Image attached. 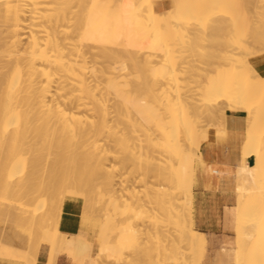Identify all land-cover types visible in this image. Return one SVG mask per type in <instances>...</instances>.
I'll list each match as a JSON object with an SVG mask.
<instances>
[{
    "label": "bare ground",
    "instance_id": "6f19581e",
    "mask_svg": "<svg viewBox=\"0 0 264 264\" xmlns=\"http://www.w3.org/2000/svg\"><path fill=\"white\" fill-rule=\"evenodd\" d=\"M102 1L0 0V20L5 19L9 23L6 29L0 26L3 29L0 30V33L5 30V34L7 31V35H0V39L5 36L2 38L3 42H0L2 47L0 48L2 50V55L0 54V131L2 134L0 133V135L3 138L1 140L5 142L6 140L4 139H8L7 141H10V143L13 141L12 146L8 144L10 148L12 147V150L16 143V147L19 149L18 154L13 153V155L17 154L16 156L14 155L13 157L12 155L16 164L14 165L11 160L14 167L16 166V171L12 173V177L17 176V173L24 167L28 169V173L22 181H17V184L16 180H14L12 183L14 182V185H16L14 187L15 190L20 186L29 189L26 192L29 193V197H27L30 205H28L29 207L31 206V209L33 208L29 214L31 222L34 225H39L38 228L41 226V229H44L43 226H45V229H47L51 227L50 223L53 224V221L50 222L51 219L56 221V224L54 221V228V224L51 227L55 237L42 239L51 248L49 264L55 263L57 254L63 251L68 253V256H73L77 260H75L77 264H84L86 261L89 264H98L99 258L108 253H112L115 256L120 255L117 251L118 246L126 245L131 243V241H135L134 243H137L138 246L143 240L138 232L143 227V224L139 230L137 229L138 231L131 225L128 228L126 224L128 232L133 234H129V236L134 238L128 237V232L123 233V235L119 232L121 237L118 234L120 238L116 241L114 240L115 243H112L110 235L104 231L106 224L111 225L113 228V225L117 226L116 224L121 226L120 222H123L126 217L123 218L124 220L119 218V222L117 216L121 212L118 215L116 214V216L114 215L119 210H123L124 214L132 212L135 217L142 219L145 215H151L155 218L157 215L160 216L157 218L159 221L161 220L160 222H153L157 232L153 231L155 235L152 234L155 239H159L162 233L168 232L170 229L176 231L173 237V231L170 234L171 237L167 234L172 247H170V250L168 249L171 252V255H168L171 256L170 260H175L173 264H197L195 261L191 262L194 257L189 260L190 256L188 255V257L187 254L190 244L193 242L200 244L201 239L198 232L192 228L189 229L188 208L185 206V201L189 200L191 195L194 197L192 187H194L196 177L193 167L195 159L199 157V161L203 162V140L201 139L203 137H201L202 134L200 136V130L202 133L206 129V124L205 126L203 125V119L206 117L208 120L211 118L219 121L218 117L224 114L226 110L244 111L248 114L246 119L248 131L244 156L246 158L249 156L256 158V166L253 168H240L239 179L237 177V182H239L237 184L238 206L234 213H236L238 241L244 242V228H247L248 231L245 234L249 238L255 236L264 237V206L261 207L262 219L256 218L258 216L257 211H260L259 205L264 203L263 199H261L263 203H260L259 207L256 208L257 211L255 212L254 210L250 213L249 216L252 217L247 219V223L244 217L245 210L248 208V201L251 199L249 196L254 195L255 191L258 192V189L261 192L264 191L261 190V187L262 189L264 187V185L261 186L264 184V79L260 77L258 71L250 63L252 57L264 53V22L257 20L261 16L263 18L264 14L260 13L259 16L262 15L257 18L259 12H255L256 9L264 8L262 4L259 7V4L264 2V0H244L246 1L245 4L243 0H194L195 4L191 6L195 11L193 10L194 12H190V14L185 13L187 14L186 21L191 19V23L184 22L182 15L176 11L177 19H180L179 17L181 16L180 20L182 21L179 20V24L177 20H173L177 23L169 21L171 22V27L177 24L176 28H172L179 34L175 33V35L187 39H194L196 36L200 37V35L202 37L205 36V40H207L206 37H211L209 40H212L214 44L213 46L209 45L216 48L208 46L213 50L218 48L214 46L216 45L215 43L218 42V46H220V39L225 41L228 38L225 42H229L233 46V49L228 50V47L226 46L225 49L224 46L227 44L229 46L230 44L227 43L223 46V43L221 45L223 50H221V47L218 48L220 50L219 55V52H217L219 50L215 52V50L213 51L210 48L211 51L205 45L206 48L203 47V51L205 52L206 49L207 52L211 51V54L208 53L211 57L207 61L204 56V60L207 62L204 61V66L197 64L199 67L197 69L196 62L193 60L195 58V53L192 52L194 49L190 50L193 47L189 49L192 55L189 54L188 45L190 42L187 41L189 44H185V46L187 45V50H185L186 47L181 45L183 44L182 39L180 40V37H175L177 38L176 40L173 38L174 43H176L172 45V42L171 45L172 47L174 46L173 49H177H171V53L173 54L174 51L179 50L180 52H178L181 54L180 56L177 55L179 57V59L177 58L178 63H176L177 70L174 71H178L176 72L178 73L177 79H175L176 73H173L175 78L170 74L174 69L172 71L168 70L170 68L169 63L172 62L171 59L176 57V55L174 56L175 52L173 55L168 52L170 54L169 59L171 56L173 58L170 59L171 62H168L169 59H165V61L168 60L167 67L162 59L163 55H167V52L163 54L160 51L163 54L161 56L162 63H165L162 65L166 66L168 73L165 67L161 68L162 65H158L157 58L155 59L157 64L154 63L152 65L155 62L154 51H152L153 46L150 45L149 41H144V34L142 36L139 33V35L136 34L137 25L144 26L145 24L146 29L150 27L153 29L152 31H155L157 29H154L156 24H161L160 20L162 21V19L160 18H163V21L169 25L168 19L164 20V18L168 17L167 15L174 8L159 13L154 0H148L147 5V1L143 0L145 6H143L141 0H120V2L118 1L120 4L117 0H109L118 5L116 8L113 6L114 11H109L111 12L109 15L105 10L107 9L105 8L107 3L104 6ZM179 1H175V4H178L176 5L177 7L180 4V6H183V3H187L186 0H181L182 3ZM90 2H93V4ZM190 2L187 3L188 6H190ZM248 2L252 3L255 9L247 10L250 9L247 6L249 5ZM240 3L242 5L247 4L245 8L242 7L244 10L242 8L241 10H246L247 14L249 12L254 13L253 20L256 21L252 20V23H256L251 27V34H248L250 36L248 40H245L247 39L246 37L243 39V35H240L242 41L239 42V37L234 36L237 30L231 27H235V23L239 20L235 18L238 16V5ZM186 12L189 13V11ZM250 13L247 16H250ZM134 14L137 18L132 17ZM177 15L180 16L178 17ZM255 15L257 19H255ZM141 16H144V18L141 19ZM140 19L145 22L138 24ZM246 22L249 23L251 20L247 19ZM163 23L159 27L163 28L166 34L168 28H165ZM239 23L238 21L236 28L241 31L244 27L241 28L239 26L244 24L243 22ZM157 30L155 31L157 37L153 38L155 42L159 40L157 32L162 33L161 30ZM152 31L150 32L152 33ZM143 33L147 35L149 32L145 31ZM161 33L159 35L160 40L163 37ZM169 33L171 32H167L166 35ZM221 34L222 38L220 37ZM148 35L150 36V33ZM148 35L145 37L149 38ZM214 35H218V38L215 36L216 40L213 39ZM228 35L231 36L232 42H230V36ZM138 36L140 37L139 39ZM224 36L225 39H223ZM166 39L168 40V38ZM178 39L181 42L179 49L177 44L180 42ZM187 39L183 41L186 43L185 40ZM148 40H151V38ZM160 42L163 44L162 40ZM160 42L158 41L156 44L158 45ZM165 42L167 43L164 40ZM148 43L151 46L149 49H152L150 52H153V54L148 51ZM151 44L154 43L151 42ZM202 44H206V42ZM162 46L164 47V44ZM180 46L186 53L183 52L184 54H182L183 50H180ZM144 47H147V50ZM234 47L237 52H233L235 50ZM141 48L148 51V53L144 50L142 51ZM134 49H141V51L139 50L140 53L139 51L134 53ZM166 50L168 51V48ZM164 51L162 50V52ZM203 51L201 56L204 54ZM216 53L217 56L215 55ZM167 56L163 58H167ZM214 59L215 61H213ZM197 60H200L199 57ZM219 64L227 65L226 67L230 66V73L228 72L229 74L227 75L222 69L217 70L218 68L220 69V66H217ZM151 65L153 67L157 65L154 68H156L155 70L158 69L159 74L156 71L154 72L159 75L158 78L160 77V79L156 77V74L155 76L153 75L154 68ZM214 65L218 67L217 69L215 68L214 72L217 70L216 73H212L214 68L210 71V66L213 67ZM158 66H160V70ZM145 68L146 72H144ZM161 69L166 71L162 72ZM199 69L203 73H206L207 70V72H211L209 73V77H211L208 80L205 79L204 87L202 85L204 81H200L199 78L207 76L203 73L202 76ZM141 70H144V78L148 81L150 78L147 79L146 76L150 77L149 75H152V82L140 81H146L142 79L143 73L140 74ZM150 70L152 72H149ZM159 71L163 73V76H160L161 73ZM166 74L173 77H171L173 85L176 80L179 82L175 84L177 87L172 84L168 85V81L170 80L171 82V78L168 80ZM162 79L167 80L164 85L162 82L165 81ZM157 80L162 81L157 84L160 85L159 83H161L160 86H165L164 90L161 87L158 88L159 86L157 87ZM153 82L154 84H152ZM197 83H199L198 87H203L199 92H197L198 89L196 87H193V84ZM154 85L157 88H154ZM168 87H173L171 92L172 94L175 93L174 96L171 95ZM160 89L162 90L161 92H159ZM157 93L165 95L161 96L164 98L163 100L160 97L162 101H166L165 103L160 102L158 97L160 95ZM155 94L158 95L157 98H155ZM198 95L200 97L206 95L203 101L209 99V103L208 101L206 103L200 101L203 97L201 99L198 98L200 100L197 101L196 96L198 97ZM157 101L161 104L157 103ZM155 103H157V106H155ZM162 104L165 106L164 109H162ZM158 105L162 106L160 111L165 110V114L157 110ZM222 105L226 108L220 109L219 106L223 107ZM155 111L162 113V116L165 115L166 119L164 117V120H162L161 115L160 117L156 116ZM205 122L208 121L205 120ZM210 123L209 125H212L213 121ZM209 127L207 128L209 129ZM206 132L210 136H207L206 133H203V136L208 139L209 143L213 138L211 136L213 133L212 131ZM218 136L220 137V135ZM197 139L198 142L195 141ZM199 139L202 140V144ZM15 149L13 152H15ZM210 152H212L211 149ZM113 161L122 163V170L119 169L118 173L116 169V171L114 170L115 167H112ZM242 162L243 164L245 163L244 161ZM110 163L111 165H109ZM188 172L192 175L191 177L189 176L191 178L190 182L187 180ZM2 183H0V189ZM139 185L140 187L142 186V189L138 187ZM61 195L67 200L82 201L84 211L93 217L102 214L101 216L104 219L101 218L103 219L101 222H104L101 224L105 226L104 228L102 227L98 236V251L95 256L93 255L94 243L86 237L83 231L79 235L70 238L60 232ZM27 197H24L26 198L25 200H27ZM258 198L262 197L258 195ZM94 201L105 203L103 205L106 206L99 208L97 205L98 209L95 207ZM37 202L38 204L33 205ZM43 205H45L43 210H39V208L42 209ZM105 209H109V212L111 209V212L113 211L114 213H110L111 215L108 214V211H106L107 214L102 213L105 212ZM100 215L99 217H101ZM114 218H117V223ZM171 225L173 226L172 228L170 227ZM34 228L35 230L37 229L35 226ZM148 228L145 229L148 230ZM149 229L152 232V228ZM125 230L126 228L124 227L123 231L125 232ZM31 232H34V230L32 229ZM141 232L143 233V231ZM33 234L34 236L36 235V233ZM143 235L145 234L143 233ZM160 240L163 242L161 238ZM263 241L262 239V243ZM143 242L145 243V241ZM143 242L139 245H143ZM158 242L160 241L158 240ZM262 243L260 242L259 244L262 246ZM38 245L40 244L38 243ZM180 249L181 251L179 252ZM256 250L255 253L253 252V258L251 253L249 255L251 257L249 259L250 264H264V247L260 248V251L257 250L256 252ZM235 251L236 249H222V260L231 256ZM179 254L186 257H183L184 260L182 258L180 263L177 262V260H181L179 258L181 255ZM178 255L179 259L177 258Z\"/></svg>",
    "mask_w": 264,
    "mask_h": 264
},
{
    "label": "rangeland",
    "instance_id": "374dc122",
    "mask_svg": "<svg viewBox=\"0 0 264 264\" xmlns=\"http://www.w3.org/2000/svg\"><path fill=\"white\" fill-rule=\"evenodd\" d=\"M90 1V0H89ZM93 1V0H92ZM107 0H103L102 1V3L104 4V6H106V3H107V6H109V7H105V8H107V9H105L106 10V12L110 15L111 14V12H109V11H114L113 9V6L116 8L118 5H117V3H113V2H110L109 0H108V2H110V3H108V2H106ZM111 1H115V0H111ZM120 2V0H117V2ZM123 1V0H122ZM121 1V2H122ZM147 1V2H146ZM155 1V0H154ZM176 0H174V9H173V11L170 13V14H168L167 16L168 17H166V18H164V20L166 19H168V22L169 21H173V20H177V22L182 18V20H184V22H188V23H191L190 22V20L189 21H186L187 20V14H190V12L191 13H193L195 10H194V8H192V6L191 5H194L195 4V2H193L194 0H186L187 1V3L188 2H190V1H192V2H190L189 3V5L190 6H188V4L185 2V3H183V6H180L181 4L180 3H182V1L180 2L179 0V6L177 7L176 5H178V4H175L176 2H175ZM196 1H198V0H196ZM246 1H249V0H246ZM246 1H244L243 0V2H244V4L246 3ZM118 2V3H119ZM145 2H146V5L148 4V0H145ZM90 3H92L93 4V2H90ZM111 3H113V4H111ZM141 3L143 4V6H145V4H144V1L143 0H141ZM192 3V4H191ZM249 3V2H248ZM109 4V5H108ZM110 4H111V6H110ZM120 4V3H119ZM242 5V3H240L239 5H238V16H240L239 18H238V16H237V18H235L236 20L237 19H239V20H237V22L235 23V27H231L232 29L234 28V29H236L237 30V32L235 33V37L237 36V38L239 37V42L240 41H242V38H241V36L240 35H243L242 37H243V39H245L244 37H246L247 39H245V40H248V38L250 37L248 34H251V27H253L252 25L254 24V23H256V22H253L252 23V20H253V16H254V13H250L249 11V13H250V16H247V15H249V13L247 14V12H246V10L245 11H242L241 10V8L242 7H246V5ZM262 4V6H264V2H262V3H260L259 4V7H260V5ZM186 5V6H185ZM250 9H247V10H251V9H255L254 8V6H253V4L252 3H249V5H247ZM184 8V9H182V8ZM247 7V8H248ZM112 10H111V9ZM186 8V9H185ZM190 8V9H189ZM244 8H242L243 10H244ZM262 9H256V11L255 12H259L258 13V15H257V13H255L256 15H257V18L258 17H260L262 14H264V8L263 7H261ZM175 10V11H174ZM191 10V11H190ZM194 10V11H193ZM240 10H241V12H240ZM261 10V11H260ZM176 11H178V13L180 14V15H182V17L180 16H178L180 19H177V17H176V15H175V12ZM186 11H189V13L188 12H186ZM253 11V10H252ZM251 11V12H252ZM174 12V13H173ZM246 12V13H245ZM185 13H187V14H185ZM260 13H262L260 16H259V14ZM176 14H177V12H176ZM253 14V15H252ZM144 15V14H143ZM171 15V16H170ZM251 15H252V17H251ZM256 15H255V19H257L256 18ZM136 15L134 14V16H132L133 18L135 17ZM139 16V15H138ZM144 16H146V15H144ZM144 16L141 18V19H143L144 18ZM264 16V15H263ZM186 17V19H184ZM190 17V16H189ZM135 18H137V17H135ZM172 18H174V19H172ZM140 19V20H141ZM160 19H162V21L160 20V23L162 24L163 22H165V21H163V18H160ZM172 19V20H171ZM246 19V20H245ZM247 19L248 20H251V22H249V23H247L246 21H247ZM264 17L262 18V16H261V18H259V19H257V20H261V22L263 21L264 22ZM138 21V24H140V22H142L143 23V21L144 20H141V21ZM145 20H147V19H145ZM182 20H180V21H182ZM242 20H245V21H242ZM238 21L240 22V23H242L243 22V26H241V24H240V26L239 27H244V28H242L243 30H245L244 32H243V30H241L240 31V29H238V28H236L237 27V24H238ZM253 21H256V20H253ZM145 22V21H144ZM174 23H177V22H175V21H173ZM172 22V23H173ZM193 22V21H192ZM171 22H169V25H168V23L167 22H165V23H163V26H164V24H165V28H168V31H166V34H167V32H171V33H169L168 35H166L165 34V32H164V30H163V28H161V27H159L160 25H158V24H156V27L154 28V29H158V30H161L162 31V33L161 32H159L157 29V35H158V39H156V40H158L159 42L162 40L163 41V44H164V47H166V48H164L162 45V42H160L158 45L156 44V43H158V41H156L155 42V39H153V38H156L157 36L155 35L156 34V30L155 31H152L153 29L152 28H148L147 27V29H146V25L144 24V26L143 25H137L136 27H138V29L136 28V34L137 35H139V34H141V36L143 35V39H144V41L146 42H148L149 41V43H150V45L151 46H153L152 48H153V50L152 49H149V48H151V46L149 45V43H148V51L150 52L151 50L152 51H154V61L155 62H153L152 63V65L154 64V63H156L157 61H158V65H162L164 62L166 63H164L165 65H167V63L168 62H171V60H172V62L171 63H169L170 64V68H168V70L170 71H172L173 69V72H170V74L174 77V75H173V73H176V72H178V71H176V72H174L175 70H177V64L176 63H178V59H179V57L177 56V55H181V54H179V50H176L177 51V53H176V51H174L175 52V54H174V52H173V54H174V56L176 55V57L175 58H173L172 56L170 57V59L171 58H173V59H169V55L170 54H168V52L169 53H171L172 52V50H175V49H177V48H174L173 49V47H172V45H174L175 43H174V41H173V38L176 40L177 38H175V37H180L179 39L181 40L182 39V42H183V44H181V42H180V40H179V44H177L178 45V49H179V45L181 44V45H183L184 47H186V49L185 50H187V45L189 44L188 42H190V44L188 45L189 46V48H188V50L190 49V47H193V48H191L190 50H192V49H194L192 52L193 53H195L194 54V57L196 58H192L193 60H194V62H196V68L198 69L199 67L197 66V64L199 65V66H204V63L205 62H207L209 59H210V52L213 50L212 48H216V47H212L213 46V44H214V42H212V40H209V38H211V37H206V39L207 40H205V36H201L200 35V37L199 36H196L194 39L192 38V39H187V38H184V37H182V36H177V35H175V33H177L176 31H174V30H172V28H176L177 27V24H174L175 26H173V27H171V24H170ZM247 23V24H246ZM257 23H260V22H257ZM9 23L8 22H6V20L5 19H1L0 20V26L3 28V29H6L7 28V25H8ZM172 24V25H173ZM178 24H179V22H178ZM246 24V25H245ZM261 24V23H260ZM248 25H250V26H248ZM261 25H263V24H261ZM141 28H140V27ZM166 26H168V27H166ZM255 26V25H254ZM0 27V28H1ZM264 27V26H263ZM0 29V30H3V29ZM170 28H171V30H170ZM143 29H145V30H143ZM150 29V30H149ZM248 29V30H247ZM147 30H149V31H147ZM165 30H167V29H165ZM5 31V30H4ZM4 31L3 32H1L0 33V35H7V31L5 32V34H4ZM149 32L150 33V36L148 35V37L149 38H147V37H145V36H147V35H145V33H143V32ZM150 31H152V33L150 32ZM172 31H173V33H172ZM142 32V33H141ZM154 32V33H153ZM248 32V33H247ZM139 33V34H138ZM160 33L161 34H163V37L161 38V40H160ZM233 33V32H232ZM231 33V34H232ZM155 35V37H153L154 35ZM175 36H174V35ZM178 34V33H177ZM248 35V37H247V35ZM164 35H166V36H164ZM172 35V36H171ZM179 35V34H178ZM171 38H170V37ZM206 36H208V35H206ZM210 36H212V35H210ZM215 36H217V38H218V35H214L212 38L214 39V40H216L217 38L215 37ZM228 36H230V35H228ZM5 36H2V38H4ZM200 39H198V38ZM220 37L222 38V34L220 35ZM233 37V36H232ZM2 38L0 39V42L2 43L3 42V40H2ZM140 37L138 36V39H139ZM145 38H146V40H145ZM151 38V40H148V39H150ZM164 38V39H163ZM166 38H168V40L166 39ZM197 38V39H196ZM226 38H227V36H226ZM231 38V36L229 37V39ZM141 39H142V37H141ZM140 39V40H141ZM171 39H172V41H171ZM184 39H187V40H185L186 41V43L183 41ZM220 39V38H219ZM223 39H225V36H224V38ZM2 40V41H1ZM164 40L165 41H167V43L165 44L164 43ZM177 40V41H178ZM227 40H228V38H227ZM226 39H225V41H227ZM143 41V40H142ZM188 41V42H187ZM206 42V44H202V43H205ZM210 43H209V42ZM221 41V42H220ZM220 46H218L219 44H218V42L217 43H215L216 45H214V46H217L218 48H220L221 47V45L223 44V46L225 45V44H227V43H229V42H225L224 40H222V39H220ZM237 41V40H236ZM141 42V41H140ZM151 42L152 43H154V44H151ZM172 42H173V44H172ZM208 42V43H207ZM230 42H232L231 41V39H230ZM235 42V41H234ZM1 43H0V45H1ZM141 43H143V42H141ZM262 43V42H261ZM170 44V45H169ZM172 44V45H171ZM185 44H187L186 46H185ZM200 44V45H199ZM209 44H211V45H209ZM230 45H231V43H229ZM233 44V43H232ZM238 44V43H237ZM263 44V43H262ZM147 45V44H146ZM155 45H157V46H155ZM165 45H167V46H165ZM203 45V46H202ZM205 45H209V46H211V47H207V48H211L210 50V52H207V49L205 50V52H207L206 54H205V52L203 51L204 50V48H206V46ZM229 45V46H230ZM145 46V45H144ZM150 46V47H149ZM159 46V47H158ZM182 46V47H183ZM197 46V47H196ZM226 46L228 47L227 49L228 50H230V49H233L232 47V45L229 47L228 46V44L227 45H225L224 46V48L226 49ZM235 46H237L236 44H235ZM177 47V46H176ZM194 47H196V48H194ZM201 47V48H200ZM204 47V48H203ZM0 48H2L1 46H0ZM146 48V50H147V47H144V49ZM155 48V49H154ZM160 48H164V49H160ZM168 48V51L166 50ZM217 48V50H219ZM136 49V48H135ZM134 49V53H135V51H141V49H142V51L144 50L143 48H141V49H139V50H135ZM172 49V50H171ZM182 48H181V46H180V50H181ZM196 49V50H195ZM225 49H224V51H225ZM234 51L233 52H237V49L234 47ZM162 50L164 51V50H166V51H164V52H162ZM170 50V51H169ZM183 51H182V54H184V53H186V52H184L185 50L184 49H182ZM189 50V51H190ZM215 50V52L217 51L216 49H214ZM213 50V51H214ZM221 50H223L222 49V47H221ZM228 50H226V51H228ZM2 50H0V54L2 53L1 52ZM140 51H139V53H140ZM145 51V50H144ZM148 51H145V52H147L148 53ZM160 51H161V53H165V52H167V55H163V54H161L160 53ZM179 51V52H178ZM202 51L204 52V54L201 56V54H202ZM231 51V53L233 54V52ZM184 52V53H183ZM191 52V51H190ZM189 52V54H191L192 55V52L190 53ZM200 52V54H198ZM217 52H219V55H220V50L219 51H217ZM138 53V54H139ZM142 53H144V52H142ZM188 53V52H187ZM208 53H210V54H208ZM222 53H223V51H222ZM226 53H228V52H226ZM230 52L228 53V54H231ZM146 54V53H145ZM145 54H143V55H145ZM150 54H153V52L151 53L150 52ZM156 54V55H155ZM161 54V55H160ZM172 54V53H171ZM172 54V55H173ZM214 54V53H213ZM2 55V54H1ZM1 55H0V57H1ZM139 55H141V54H139ZM146 55H148V54H146ZM163 55V57H165V56H167V58H163L162 57V59L164 60V62L162 63V59H161V56ZM199 55V56H198ZM216 56H217V53L215 54ZM218 55V56H219ZM225 55H227V54H225ZM204 56H205V58H206V60L207 61H205L204 60ZM214 56V55H213ZM198 57H199V59L201 60H197L198 59ZM203 57V58H202ZM157 58V59H156ZM178 58V59H177ZM157 61H156V60ZM165 59H169V61L167 62V61H165ZM174 60H175V62H174ZM205 61V62H204ZM213 61H215V59L213 60ZM173 63H175V64H173ZM229 65H230V63L229 62H227ZM157 64V63H156ZM151 65V66H152ZM222 65V66H221ZM219 64V65H217V66H220V69L218 68V67H215V65L212 67V66H210V71L212 70V73L215 71V68L217 69V70H223L225 73H227V75L230 73V69L231 68H229L230 66H228V67H226L225 65V67L223 66V64ZM157 66V65H156ZM155 65H154V67H156ZM160 66H158L159 67V70H160ZM153 67V66H152ZM153 67V68H154ZM163 67H165L166 68V66H164V65H162L161 66V68H163ZM167 67H168V65H167ZM222 67V68H221ZM224 68H226V69H224ZM229 68V69H228ZM156 68H154V70H153V72L154 71H156V73H158V69L157 70H155ZM207 69H208V67H207ZM227 69H228V71H227ZM145 70V71H144ZM144 70H141V73L140 74H142L143 73V77H142V79H144V80H146L145 78H144V72H146V68L144 69ZM152 70H150L149 72H152ZM166 70H167V68H166ZM165 70V71H166ZM167 70V72L169 73V71ZM200 70V69H199ZM205 70V69H204ZM217 70H216V72H217ZM144 71V72H143ZM148 71V70H147ZM161 71L162 72H165L164 71V69H161ZM161 71H159L160 73H161ZM202 70H200V72H201ZM206 71V70H205ZM208 71V70H207ZM206 71V73L208 74H206V73H203V72H201V75L203 76V74L204 75H206L207 77H205V78H199V80L200 81H204L203 83H202V85H203V87L205 86V84L204 83H206L205 82V79H209L210 77H209V73H211V72H207ZM227 71V72H226ZM149 72H147L148 74H150ZM197 72H199V71H197ZM200 72H199V74H200ZM216 72H214V73H216ZM229 72V73H228ZM155 72H154V76H155V74H156ZM203 73V74H202ZM147 74V75H148ZM159 74V73H158ZM163 73H161L160 74V76L162 75ZM177 75H175L176 76V78L175 79H177V76H178V73H176ZM157 75V74H156ZM169 75V74H168ZM146 76V75H145ZM150 77H148V76H146L147 77V79H151L152 78V75L150 74L149 75ZM158 76L159 75H157L156 77L158 78ZM163 76V75H162ZM166 76H167V74H166ZM166 76H165V78H166ZM171 76V77H172ZM168 77V80H169V78H171L170 76H167ZM172 77V78H173ZM154 78V77H153ZM172 78H171V82H170V80L168 81L169 82V84L168 85H173V80H172ZM149 79V81L150 82H152V79L150 80ZM158 79H160V77L158 78ZM175 79H174V81H175ZM197 79H198V77H197ZM155 80V79H154ZM153 80V81H154ZM162 80H164V79H162ZM199 80H197V82H199ZM206 80V81H207ZM141 82H149L148 80H146V81H142V80H140ZM159 81H161V80H157L156 81V85H157V87L158 88H160L161 87V89L163 88V90L165 89V86L163 87V86H160L161 85V83H159L160 85H158L157 83L159 82ZM165 82H162L163 83V85H164V83H166L167 82V80L165 79L164 80ZM175 83V82H174ZM176 83H179V82H177V80H176ZM175 83V84H176ZM201 83V82H200ZM152 84H154V82L152 83ZM166 84V85H167ZM174 84V85H175ZM198 84L199 83H197V84H193V87L195 88L196 87V89H198V91L197 92H199L200 90H201V88H203V87H198ZM173 85V86H174ZM196 85V86H195ZM201 85V84H200ZM201 85V86H202ZM176 87H177V85H175ZM157 87H155V85H154V88H157ZM176 87H175V89H176ZM198 87V88H197ZM169 88V90H170V92H171V89L173 88V87H168ZM160 89V91L159 92H161L162 90ZM174 89V90H175ZM157 90V89H156ZM159 90V89H158ZM177 90V89H176ZM156 92H158V91H156ZM164 92V91H163ZM174 92H177V91H174ZM157 94H159V93H157ZM174 94L175 93H173L172 94V92H171V95H173L174 96ZM160 95V94H159ZM157 96L158 95H156L155 94V98H157ZM161 96H165L164 94H162V95H160V96H158L159 97V99H160V97ZM173 96H171V97H173ZM206 96V95H205ZM205 96H201V97H203L202 99H201V97H200V95H198V97L196 96V100L197 101H199L200 99V101H202V102H204V103H206L207 101H208V103H209V99L207 100V101H203L204 99H205ZM208 97V96H207ZM198 98H200V99H198ZM209 98V97H208ZM161 99L163 100L164 98L163 97H161ZM160 99V102L162 101ZM207 99V98H206ZM157 100V99H156ZM156 100H155V102H156ZM159 101V100H158ZM157 101V103H159ZM162 102H166L165 100L164 101H162ZM201 102V103H202ZM157 103H155L156 105L155 106H157ZM163 103V104H164ZM159 104H161V103H159ZM163 104H162V106H163ZM5 105V104H4ZM162 106H159L158 105V107H160L159 109H158V107H157V110H159L160 111V109H161V107ZM223 107H221V106H219L220 107V109H225L224 108V105H222ZM164 107L165 106H163V108L162 109H164ZM156 108V107H155ZM160 112H162L163 114H165V110L164 111H160ZM160 112H157V111H155V114H156V116H158V117H160V115L162 114H160ZM226 114V112L224 113V114H222V115H220V117H218L219 118V121H215V119H209L208 120V118L206 119V117L203 119V125L205 126V124H206V129H204V132H202L201 133V130H200V136H201V134H202V136L201 137H203V138H201L202 140H203V144H202V140L201 139H199V141H200V143L202 144V146L204 145V144H207L208 143V139H206V138H204V136H203V133H206V135L208 136L209 134L206 132V131H212V133L213 134H211V136H214V135H221L222 134V132H224L225 133V122H224V118H225V116H223V115H225ZM161 117H162V120H164L163 118L165 117V119H166V116L165 115H161ZM222 118V119H221ZM205 120L206 121H208V122H205ZM213 121V123H212V125H214V126H212V125H209V124H211L210 122H212ZM216 122V123H215ZM224 124V126H223V124ZM219 124H221V125H219ZM211 126V127H209V126ZM204 126H203V128H204ZM218 126V127H217ZM220 126V127H219ZM223 126V127H222ZM207 127H209V129L207 128ZM155 128H156V126H155ZM202 128V129H203ZM217 128H218V130H217ZM1 130V129H0ZM223 130V131H222ZM217 131V132H216ZM159 132V131H158ZM0 133H1V131H0ZM219 133V134H218ZM2 134V133H1ZM141 134V133H140ZM205 135V134H204ZM206 136V137H207ZM210 136V135H209ZM1 138H2V136L0 135V178H1V182H3L2 183V186H1V189H0V223L1 224H3V225H5V226H7V225H9V226H11V227H13L14 228V230H15V232H16V235H18V236H20V237H24L25 238V240L27 241V243H28V247L26 248V249H18V248H16V247H12V246H8V245H6V244H2V243H0V256H7V257H14V258H20L25 264H36L37 263V258H38V255H39V248L41 249V247L43 246V245H48L44 240L42 241V239L43 238H45V237H55L54 235H55V233H54V231L51 229V227H52V225L54 224V219H51V221L50 222H52L53 221V224L52 223H50L51 224V227L50 228H47V229H45L46 227L45 226H43V228L45 229V232H44V229H41L42 227L40 226V228H38L39 227V225H34V223H32L31 222V217H30V210H33V208L31 209V206L29 207V202H28V200H29V193H27L26 191H28L29 189L27 188H23V187H18V189L16 188V190H15V186L16 185H14L15 183L13 182L12 183V181H14V180H16L15 182L17 183V181H22V179L26 176V174L28 173V169L26 168V167H24L23 169H21L18 173H17V176H15L16 177V179H15V177H12L13 175H12V173L13 172H15L16 171V166L14 167V165H16L15 163H14V159H13V157H14V155H13V153H17L18 154V147H16L17 146V143L14 145L15 147H16V149H15V147H14V149H15V152H13L14 151V149L12 150L11 148H10V145L12 146V142L10 143V141L8 142L7 140L8 139H4V140H6V142L5 141H3V140H1ZM3 139V138H2ZM206 139V140H205ZM10 140V139H9ZM195 141H197L198 142V139L197 140H195ZM204 141H206V142H204ZM196 142V143H197ZM15 143V142H14ZM200 143H199V145H200ZM6 144V145H5ZM8 144H10V145H8ZM9 146V147H8ZM17 151V152H16ZM12 153V154H11ZM16 154V155H17ZM12 155H13V157H12ZM15 155V156H16ZM196 155V154H195ZM194 155V156H195ZM12 157V158H11ZM9 158H11V159H9ZM199 157H197V159H195V162H194V164H193V167H194V171L196 172V169H197V165H198V163L200 162L199 161V159H198ZM11 160H12V163L14 164H12L11 163ZM114 162V163H113ZM112 163V167H115L114 168V170L116 169L117 170V173L120 171V170H122L121 169V167H123L122 166V163L120 162V163H117L116 161H113ZM115 163H116V165H115ZM119 164H120V166H119ZM109 165H111V163L109 164ZM118 168V169H117ZM120 169V170H119ZM10 172H9V171ZM17 170H18V168H17ZM115 170V171H116ZM9 172V173H8ZM8 175H9V177H8ZM3 176V177H2ZM192 176L191 175V173H189L188 172V178H187V180H188V182H190L189 180H191V178L190 177ZM22 177V178H21ZM193 178V177H192ZM11 179H13V180H11ZM0 182V183H1ZM18 184V183H17ZM264 184H262L261 186H263ZM138 187H140V185L138 186ZM137 187V189L139 190V188ZM192 187V186H191ZM22 188V189H21ZM141 189H142V186L140 187ZM20 189H21V191H20ZM26 189V190H25ZM20 191V192H18V191ZM24 190V192L26 193H24V192H22ZM192 190H194V187H192ZM261 190H264V187H263V189H262V187H261ZM257 191H255V193H254V195H252L251 197L249 196V198H251V199H249V201H248V204H247V206H248V208H246V210H245V213H244V217L246 218L245 220H246V223H247V219L249 218V217H252V216H249L250 215V213H252L254 210H255V212L257 211V209L256 208H258L259 206V210L260 211H257L258 212V216L256 217L257 219L259 218L260 220L262 219L261 217L263 216V213L261 214V212H262V208L261 207H263L264 206V191H260L259 189H258V192L256 193ZM260 193H262V194H260ZM24 194H25V196H24ZM258 195H259V197H262V198H258ZM262 195V196H261ZM28 196V197H27ZM62 196V195H61ZM24 197H27V200H25L26 198H24ZM256 198V199H255ZM258 198V199H257ZM62 199V200H61ZM252 199H253V201H252ZM261 199H263V202H262V200ZM251 200V201H250ZM27 201V202H26ZM67 201V199H65L63 196L62 197H60V204L62 205V213H63V206H64V203ZM187 201H188V203H187ZM26 204H25V203ZM39 202V201H38ZM38 202L37 203H34L33 205H36V204H38ZM63 202V203H62ZM81 202V204H82V225H83V232L86 234V237L91 241V242H93L94 243V249H93V255L95 256L96 254H97V251H98V246H97V239H98V236H99V234H100V232H101V229H102V227L104 228V226L105 225H103V224H101V223H103V222H101L104 218L101 216V217H99V215L97 216V217H93L92 215H89L88 213H86L85 211H84V204L82 203V201H80ZM95 203L94 204H96L95 205V207L96 208H101V206H102V208H104L106 205H103V204H105V203H99V202H97V201H94ZM258 204H257V203ZM186 203H187V205H186ZM249 203H251V205H249ZM262 204L263 203V205H259V204ZM29 204V205H28ZM25 205V206H24ZM32 205V206H33ZM97 205H98V207H97ZM193 205H194V197H192V195H191V197L189 198V200H186L185 201V206L188 208V212H187V219H188V223H189V229L190 228H192V229H194L196 232H198L199 233V236H200V239H201V242H200V244H197V243H191L190 244V246H189V250H188V254H187V256L189 255L190 256V259L189 260H191V258H193V260L191 261V262H194L195 261V263H197V264H250L251 262H250V260L249 259H251V257H249V255H250V253H251V255H252V258H253V255H254V253H255V250L257 249L258 251H260V248H263L264 247V241H263V243H262V239L264 240V237L263 236H255V237H252V238H249V237H247L246 236V234L245 233H247V228H244V242H239L238 241V234L236 233L237 231H235V229L233 228V226L231 225V224H229L228 222H226V224H225V228L227 229V230H231V231H233L234 232V234L236 235V251L235 252H233L232 254H231V256H229V257H227L225 260H222V250H220V248H221V246L222 245H228L230 242H231V239L230 238H225L224 239V241L222 242V244H221V246H220V248H218V249H214V248H212V242H211V238H208L207 239V237L205 236V238H206V240H207V242H206V248H205V239H204V237H203V235H202V233L201 232H199V231H197L196 229H195V227H194V221H193ZM257 205V206H256ZM259 205V206H258ZM28 206V207H27ZM45 205H43L41 208L42 209H40L39 208V210H43V207H44ZM253 207V208H252ZM98 208V209H99ZM107 208V207H106ZM187 208H186V210H187ZM255 208V209H254ZM45 209V208H44ZM251 209H252V211H251ZM27 210V211H26ZM109 210V209H108ZM108 210H106L105 209V212H102V213H106L107 214V212L106 211H108ZM26 212H28V213H26ZM113 212V211H112ZM111 212V209H110V212L108 211V214L109 215H111L110 213H112ZM119 212H121L120 214H122V215H120L119 214ZM254 212V213H255ZM260 212V213H259ZM26 213V214H25ZM62 213H61V216H62ZM86 213V214H85ZM114 213V212H113ZM112 213V214H113ZM83 214H85V215H83ZM116 214L118 215L119 214V216H117L118 217V221L120 220L119 218H127V220H126V218H125V220L123 221V222H120V225L121 226H119V224H116L117 226H115V225H113L114 226V228L113 227H111V225L109 226V224L107 225L106 224V226H107V228H106V226H105V228H104V231L106 232V234H109L110 235V237H111V239H112V243H115V241L118 239V238H120L121 236H120V234H119V232L120 233H122V235H123V233H127L128 232V226L129 225H131L135 230H139V228L142 226V224H143V227L144 226H146V227H141L142 228V230H141V228H140V231H138L139 232V234H141V236H142V238H143V240H141V242H143V241H145V243L143 242L142 244L143 245H139L138 244V246H137V243L135 244L134 242H132L131 241V243H127L126 245H123V246H118V249H117V251L120 253V255H118V256H115V255H113L112 253L111 254H107V255H105V256H102V257H100L99 258V262H98V264H173V262L175 261V260H170V258H171V252H169V250H170V247H171V243H169V241H170V239L168 238V235H170L171 233H172V231L173 230H168V232H165V233H162V235L160 236V238L163 240V242L160 240V238L159 239H155V232H157V230L155 231V228H154V225H153V222L154 221H158V222H160L159 221V219H157L158 217H160V216H158L157 215V217L155 218L154 216H151V215H145L144 216V218L142 219V218H138L137 216L135 217V214L134 213H132V212H128V213H125L124 214V212H123V210H119V211H117V212H115V216H116ZM114 215H113V217H114ZM128 217H127V216ZM253 215H255V214H253ZM92 216V217H91ZM26 217V218H25ZM106 217V216H105ZM164 217V216H163ZM255 217V216H254ZM28 218V219H27ZM101 218H103V219H101ZM131 218V219H130ZM153 218V219H152ZM155 218V219H154ZM26 219H27V222H26ZM115 219V218H114ZM116 219H115V221H116ZM122 219H121V221H122ZM129 219V220H128ZM133 219V220H132ZM157 219V220H156ZM161 219H163V218H161ZM258 221V220H257ZM126 222V223H125ZM144 222V223H143ZM146 222V223H145ZM116 223H117V221H116ZM129 223V224H128ZM141 223V224H140ZM29 224V225H28ZM55 224H56V221H55ZM55 224L53 225V228H54V226H55ZM126 224H127V227H126ZM138 224V225H137ZM151 224V225H150ZM31 225H33V226H31ZM147 225H148V227L149 228H152V232H151V229H149L148 227H147ZM34 226L35 227H37V229L35 230V228H34ZM108 226H109V228H108ZM139 226V227H138ZM151 226V227H150ZM115 227H117V228H115ZM124 227L126 228V230H125V232L123 231V229H124ZM171 228L173 227L172 225L170 226ZM121 230L122 229V231H120L119 229ZM131 228V227H130ZM145 228H148V230L147 229H145ZM154 228V229H153ZM34 230V232H31V230ZM40 229V230H39ZM111 229V230H110ZM39 230V231H38ZM42 230V231H41ZM110 230V231H109ZM145 230H146V232H145ZM174 230H175V227H174ZM36 231V232H35ZM109 231V232H108ZM141 231H143V233L146 235H143V233L141 232ZM153 231H155L154 233H153ZM170 231V232H169ZM150 232V233H149ZM174 232L176 233V231H173V235H172V237L175 235L174 234ZM32 233V234H31ZM33 233H36V235L34 236V234ZM154 235H153V234ZM230 233V232H229ZM118 234H119V236H118ZM129 234H131V233H129L128 232V237H132V236H129ZM138 234V235H139ZM152 236V237H154L153 239H152V237L150 236V235ZM157 234V233H156ZM168 234V235H167ZM31 235H33L34 236V238H33V236H31ZM131 235H133V234H131ZM158 235V234H157ZM165 235H166V237H165ZM33 238H31V237ZM140 236V237H141ZM146 238L145 240H144V237ZM36 237V238H35ZM163 237V238H162ZM170 237H171V235H170ZM132 238H134V237H132ZM148 238V239H147ZM167 238V239H166ZM262 238V239H261ZM169 239V240H168ZM115 240V241H114ZM134 240V239H133ZM158 240L160 241V242H158ZM166 240H168V241H166ZM208 240H209V244H208ZM260 240V241H259ZM150 241V242H149ZM165 241V242H164ZM171 242V241H170ZM240 243V246H239V243ZM262 243L263 245V247L261 246V244H259V243ZM38 243L40 244V245H38ZM157 243V244H156ZM243 243V244H242ZM42 244V245H41ZM129 244V245H128ZM159 244V245H158ZM170 244V245H169ZM155 245H156V248H155ZM169 245V246H168ZM258 245H260L259 247H258ZM137 246V247H136ZM97 248V249H96ZM147 248V249H146ZM172 248V247H171ZM225 249H230L229 247H224ZM143 249H144V251H143ZM169 249V250H168ZM223 249V248H222ZM39 250V251H38ZM165 250V251H164ZM183 250V249H182ZM257 250H256V252H257ZM181 251V249L179 250V252ZM95 252V253H94ZM254 252V253H253ZM144 253V254H143ZM157 253V254H156ZM143 254V255H142ZM168 254H170V255H168ZM183 254V253H182ZM185 254V253H184ZM142 255V256H141ZM179 255H181V254H179ZM179 255L177 256V258L179 257ZM198 255V256H197ZM120 256V257H119ZM135 256V257H134ZM170 256V257H169ZM188 256V257H189ZM183 257H185V256H183V255H181V257H179L181 260H177V262H179L180 263V261L182 262V258ZM178 258V259H179ZM186 258V257H185ZM195 259V260H194ZM183 260H184V258H183ZM187 260V259H186ZM133 261V262H132ZM144 261V262H143ZM248 261H249V263H248ZM143 262V263H142ZM171 262V263H170ZM190 262V261H189ZM253 263V262H252Z\"/></svg>",
    "mask_w": 264,
    "mask_h": 264
},
{
    "label": "crops",
    "instance_id": "0c3cea01",
    "mask_svg": "<svg viewBox=\"0 0 264 264\" xmlns=\"http://www.w3.org/2000/svg\"><path fill=\"white\" fill-rule=\"evenodd\" d=\"M154 3L159 13L171 10L174 7V0H155ZM250 63L258 71L260 77L264 79V53L252 57ZM225 115V133H222L220 137L214 135L210 142L204 144L202 148L203 162H199L197 165L193 190V221L195 229L201 232L205 239V248L206 236L207 239L211 238L212 248L214 249L220 248L225 238H230L231 242L228 245H222L220 250L224 249V247L234 250L236 248V235L233 231L227 230L225 224L228 222L236 231L237 221L235 219L236 213L234 212H236L238 206L237 184L239 182L237 181L239 179V169L242 167H255L256 158L254 156L247 158L244 156L248 131L246 122L248 114L244 111L226 110ZM210 149L212 152H210ZM217 160L219 163H217ZM242 161L245 163L243 164ZM220 173L221 175H219ZM81 216V202L67 200L64 203L59 224L60 232L67 235L68 238L79 235L83 230ZM0 243L18 249H26L28 247L25 238L16 235L13 227L5 226L1 223ZM50 250L49 245H43L39 251L36 264H49ZM64 252L57 254L55 258L57 260L53 264H77V260L73 256H68V253ZM0 264L25 263L20 258L0 256ZM84 264H89V262L86 261Z\"/></svg>",
    "mask_w": 264,
    "mask_h": 264
}]
</instances>
